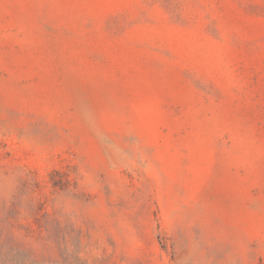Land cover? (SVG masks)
I'll return each mask as SVG.
<instances>
[{
  "label": "rangeland",
  "instance_id": "rangeland-1",
  "mask_svg": "<svg viewBox=\"0 0 264 264\" xmlns=\"http://www.w3.org/2000/svg\"><path fill=\"white\" fill-rule=\"evenodd\" d=\"M0 264H264V0H0Z\"/></svg>",
  "mask_w": 264,
  "mask_h": 264
}]
</instances>
